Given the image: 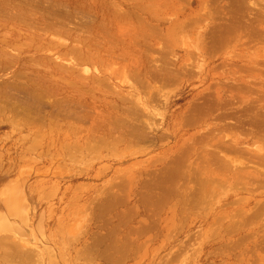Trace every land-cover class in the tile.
<instances>
[{
    "label": "rangeland",
    "instance_id": "1",
    "mask_svg": "<svg viewBox=\"0 0 264 264\" xmlns=\"http://www.w3.org/2000/svg\"><path fill=\"white\" fill-rule=\"evenodd\" d=\"M5 164L33 264H264V0H0Z\"/></svg>",
    "mask_w": 264,
    "mask_h": 264
},
{
    "label": "bare ground",
    "instance_id": "2",
    "mask_svg": "<svg viewBox=\"0 0 264 264\" xmlns=\"http://www.w3.org/2000/svg\"><path fill=\"white\" fill-rule=\"evenodd\" d=\"M22 91H23V89H22ZM33 96H30V97H32V99H33ZM34 98H35V96H34ZM36 99H34V100H36ZM40 99L39 100L37 99L38 100L37 103H39V101H42V99L41 100ZM32 102H34V101H32ZM23 136H25V134H23ZM23 136H22V138H25V137L28 138L27 137L28 134L25 137H23ZM22 142L23 141H21V143ZM34 143H36V142H34ZM35 145H37V144H35ZM37 147H38V145H37ZM27 148H30V147H27ZM30 150H31V148L29 149V151ZM32 151H30V152H32ZM45 155H46V153H45ZM21 159H22V157H21ZM22 160H24V157ZM35 163H36V161H35ZM2 165H0V176L1 177L5 176L6 178H8L7 174L10 173L12 168L10 167V165H6V164L4 166H2ZM27 169L32 171L28 167H27ZM25 175H26V173H25ZM31 175L28 174V177L30 176V178H31ZM22 176H24V175H22ZM1 177H0V264H25L28 262L32 263V261L34 260L33 258H35V260L38 261V258H40V257H38L39 254L38 253H37L38 255L34 254L38 257L37 259H36V256L34 257L32 255V252L35 249L32 252H28V253H31L30 255L27 254V251L29 250L28 248L31 244V243H29V240L27 242V240H26L27 238H25V239L24 238H18L16 235V234H20V235H22V237H28L27 234L25 233L26 232L25 229L28 226L27 221H28V215H30V214L27 211L28 210L27 209V199L25 196V190H24V186H23L24 181L22 180V182H21V180H20L21 177L19 178V176H18V178H19L18 181H17V179L16 180H14V179L13 180H7L6 178H1ZM25 177L27 178V175ZM22 178L24 179V177H22ZM15 223H16V228H17V225H19L18 226L19 229H17V230L20 233L14 232L15 228H13V227H14ZM30 248L32 249L33 247L30 246ZM35 252H36V250H35ZM29 258H30V260H29ZM50 259H53V258H50ZM33 262H35V261H33Z\"/></svg>",
    "mask_w": 264,
    "mask_h": 264
}]
</instances>
